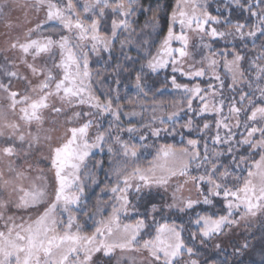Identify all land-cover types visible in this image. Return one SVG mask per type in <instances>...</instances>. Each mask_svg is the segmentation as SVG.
<instances>
[{"label": "snow or ice", "instance_id": "snow-or-ice-1", "mask_svg": "<svg viewBox=\"0 0 264 264\" xmlns=\"http://www.w3.org/2000/svg\"><path fill=\"white\" fill-rule=\"evenodd\" d=\"M167 7L0 0L9 29L13 11L43 13L0 48L19 54L0 62V264H243L250 223L264 230V0H175L153 53ZM166 93L179 97L171 110ZM193 133L179 149L153 140ZM242 226L248 235L226 245ZM260 252L264 264V235Z\"/></svg>", "mask_w": 264, "mask_h": 264}, {"label": "trees", "instance_id": "trees-1", "mask_svg": "<svg viewBox=\"0 0 264 264\" xmlns=\"http://www.w3.org/2000/svg\"><path fill=\"white\" fill-rule=\"evenodd\" d=\"M145 4L148 3H152L153 5H156L157 3L163 7L164 5H167V9L165 10L164 13H162V21H167V14L171 11V6L175 3V0H144ZM147 17L141 15L139 17V21H138V25H137V31H139L141 28L144 27L145 21H146ZM153 39L157 40V44L154 45L152 47V52L154 50V48L157 46L158 47V42L160 39H162V35L156 37L153 36ZM156 47V48H157ZM133 55H135V52L133 51L132 53ZM114 59L112 61V63H116V58L119 57V46L117 45V47L114 49V53H113ZM107 58V53H102L101 54V58L96 57L95 55H91L90 56V63H91V67L93 70H96L98 68H100L101 64L104 62V60ZM137 67H139V65H137ZM171 71L170 69L166 70V71H162L159 75H152L149 78V82L150 83H154L156 87H160L161 86V81L164 80L165 75H170ZM177 78H178V82H182V83H186L187 81L180 77L179 74H177ZM125 83H132L131 81H125ZM121 103L125 105L126 109L129 107H133L136 105H129L128 104V100H133V101H137V103L139 102V98H137L134 94V92L129 89L127 92L124 91V89H121ZM157 99L159 101H163L166 106H168V110H171V105L174 99H179V97L173 93L172 95L169 94H165L162 97H157ZM137 110H139V108L137 107ZM195 134H191V136H189L188 134H185L184 138L182 139L180 135H176V136H169V135H162L160 138H153V140L155 141V145L159 146V145H163V144H168V145H172L175 148L179 149V148H183L186 146L187 144V139L188 138H194ZM149 143H152V141H149ZM143 151V150H142ZM155 155V147L150 148L147 150V152L144 153V155L140 158L139 160V164L141 167H148L149 166V162L152 161L153 157ZM259 157L257 156L256 159H258ZM105 159V164H107V156H104ZM107 167V166H106ZM100 179L103 180V173H101L100 175ZM101 187H103V184L101 185ZM100 189L99 188H95L94 190H89L88 192V210L89 212H95L96 211V196L99 194ZM176 219H187V217H181L179 216ZM90 222V221H89ZM260 227L258 226V224L255 227V235H250L248 236V239L250 241V244L252 245L248 251L245 253V255L242 257V262L243 264H260V261L257 259L258 257L255 256V250L261 248V237L262 233H264V230H259ZM87 231H91L92 227L90 226V228L86 229ZM260 231L262 232L260 236L259 235ZM185 235H187V233H185ZM242 239V238H241ZM231 249H229L230 251ZM205 255L208 256H214L215 253L209 251L207 252ZM203 258V257H202ZM219 259H222V257H217Z\"/></svg>", "mask_w": 264, "mask_h": 264}, {"label": "rangeland", "instance_id": "rangeland-1", "mask_svg": "<svg viewBox=\"0 0 264 264\" xmlns=\"http://www.w3.org/2000/svg\"><path fill=\"white\" fill-rule=\"evenodd\" d=\"M27 10L26 9H19V10H16V11H13L11 13V20H12V23L14 25V28L13 29H9L5 26V23L0 21V48H5L7 47V44H6V40L11 37V38H15L16 36H21L23 35V32L26 31V29L28 27H31L33 26V24L37 21V19H43V13H41L39 15V17H37L34 13H31V12H28V15H27V18L25 17V12ZM31 21L32 23H28V21ZM166 24H167V21H162L161 22V26H162V32H161V35L163 37V35L166 33L167 31V27H166ZM157 47V46H156ZM156 47L154 48L153 50V53H155L156 51ZM3 55H7L9 57L10 60L12 59H16V57L19 55L18 53H15V52H7V53H0V62H2V57ZM20 71L23 72V73H26L27 70L21 65L20 66ZM16 87L19 88V89H22L23 88V85L19 82L16 83ZM94 87H100L99 84H94ZM11 119V116L9 117ZM45 127H51L50 124L46 123L45 124ZM64 127H57V130L54 131L52 133V142H51V145L54 147V146H57L61 141H62V138L64 136ZM47 146L44 148V153L47 154ZM100 156L99 154H97V156L95 157V159H99ZM107 166V164H105V167ZM42 167L45 168V172H46V175H47V178L50 182L54 181V173L49 171L48 170V165L47 164H44L42 165ZM91 190V189H90ZM185 195H188L187 191L185 192ZM193 195H195L193 193ZM143 211V209H142ZM179 216H175L174 218H178ZM134 219V216L132 217ZM84 220L85 218L81 215L80 216V222L81 223H84ZM92 222H88V226L87 228H90ZM258 223L256 221H252L249 225V231L251 232V235H255V227ZM261 230V228L258 229V231ZM261 231L259 233V235L257 236H260L261 235ZM264 234V233H262ZM248 235V232L244 229V227L242 226L241 229L239 230V233L236 234V235H232V236H228V237H225V244H229L230 242H235L236 240H243V238ZM250 236V235H249ZM242 238V239H241ZM255 256L258 257L257 259L259 261H261V252H260V248L259 249H256L255 250ZM117 257H119V253H117ZM112 264H116V261L113 260L112 261Z\"/></svg>", "mask_w": 264, "mask_h": 264}]
</instances>
